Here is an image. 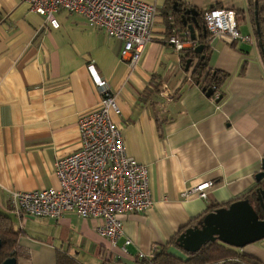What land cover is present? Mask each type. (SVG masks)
Segmentation results:
<instances>
[{"label":"crops","instance_id":"crops-1","mask_svg":"<svg viewBox=\"0 0 264 264\" xmlns=\"http://www.w3.org/2000/svg\"><path fill=\"white\" fill-rule=\"evenodd\" d=\"M144 1L156 7L151 40L130 66L119 57L122 41L91 27L82 14L59 9L54 28L26 1L0 0V224L13 232L8 254L16 264H56L59 254L78 264H140L139 251L162 248L185 260L179 233L211 205L227 206L251 188H264V177L255 178L264 158V61L249 0ZM212 6L233 9L238 31L251 42L208 40L198 16ZM181 15L193 39L177 25ZM174 33L185 37L179 51L167 41ZM188 48L205 58L206 70L224 73L219 100L185 70ZM89 64L115 93L120 113L111 111V120L126 153L147 165L153 201L143 212L119 215L123 233L114 245L96 232L99 218L26 215L11 202L16 190L56 187L54 161L79 148L78 120L100 101ZM201 180L213 182L205 198L181 196ZM233 249L264 263V238Z\"/></svg>","mask_w":264,"mask_h":264},{"label":"built area","instance_id":"built-area-1","mask_svg":"<svg viewBox=\"0 0 264 264\" xmlns=\"http://www.w3.org/2000/svg\"><path fill=\"white\" fill-rule=\"evenodd\" d=\"M29 9L46 17L56 28L57 10L82 14L91 27L102 28L122 41L119 57L130 66L135 65L145 45L151 40V26L156 7L144 0H24ZM208 32L213 37L228 41H249L237 29L235 11L227 7L204 9L201 15ZM184 36L174 33L167 38L174 49L184 46ZM189 43L194 44L192 40ZM100 101L97 108L78 120L79 148L54 161L56 187L16 190L11 202L16 213L38 217L61 218L65 213L100 219L96 232L114 245L123 233L119 215L143 212L153 205L148 186V168L125 151L121 129L111 120L110 113H120L115 93L101 79L93 66H87ZM215 89V86H211ZM218 92H213L217 97ZM170 98V93L166 95ZM213 185L211 180H201L183 189L181 196L206 197ZM130 242L124 240V245ZM124 249V246L122 247ZM154 250L139 251L137 258L149 260ZM264 264V263H261Z\"/></svg>","mask_w":264,"mask_h":264},{"label":"water","instance_id":"water-1","mask_svg":"<svg viewBox=\"0 0 264 264\" xmlns=\"http://www.w3.org/2000/svg\"><path fill=\"white\" fill-rule=\"evenodd\" d=\"M254 12H257L256 9ZM183 13L195 15L197 12L194 9H183ZM181 19L183 27L191 32L190 36L193 39L191 24L186 23L184 15H181ZM191 19L197 25L195 17H191ZM255 30L258 38L259 28L257 23L255 24ZM202 46L203 44H200L195 47L194 52H200ZM190 62V59L186 60L185 70L188 69ZM203 91H205V95L211 96L214 89L209 87L203 89ZM221 96V94H218L215 99L219 100ZM261 168L262 170L255 174L257 180L264 177V158H262ZM255 193L254 198L249 196L237 199L227 206L217 207L205 213L195 224L186 227L179 233L176 238L177 246L193 253L200 250L207 242L216 239L231 247L242 248L264 238V188H256ZM0 264H16V259L9 256Z\"/></svg>","mask_w":264,"mask_h":264},{"label":"trees","instance_id":"trees-1","mask_svg":"<svg viewBox=\"0 0 264 264\" xmlns=\"http://www.w3.org/2000/svg\"><path fill=\"white\" fill-rule=\"evenodd\" d=\"M255 9L257 11L256 13L254 12ZM249 11L252 28L256 36V23L259 28V37L257 38V41L258 45L260 43L259 48L261 52V59L262 61H264V0H249ZM198 20L202 23V26H204V22L200 13L198 16ZM176 22L177 25H182V21L178 18L176 19ZM204 42L205 37L202 38V43L205 44ZM204 48L207 47L204 45ZM182 57V60L184 62L187 59L191 60L187 70L191 72L190 74L194 79L195 83L199 85L202 90L214 85V91L219 92L218 85L224 76L223 72H220L218 70H206L205 58L200 59V57L193 52L192 48L186 49V53ZM252 191L253 189L251 188L250 190L242 193L238 198L249 197L251 196ZM216 206L217 205H211L210 207H208L207 210H212ZM12 234L13 232L8 226V223L7 225L0 224V263L8 256H11V254H8V250L12 247L13 244ZM154 253L155 254L152 259H141L140 264H261L260 262L250 257L236 252L233 247L226 245L217 239L215 241L207 242L203 247H201L200 250H197L193 253L187 252L188 255L185 260L176 258L175 256L171 255V253H169L165 248H162L159 251L154 249ZM56 264L78 263L73 261L66 255L59 254L56 258Z\"/></svg>","mask_w":264,"mask_h":264},{"label":"rangeland","instance_id":"rangeland-1","mask_svg":"<svg viewBox=\"0 0 264 264\" xmlns=\"http://www.w3.org/2000/svg\"><path fill=\"white\" fill-rule=\"evenodd\" d=\"M238 22H239V26H240V24H241V17L238 15ZM238 26V27H239ZM240 33V32H239ZM241 35L243 34V33H240ZM243 36H245V34H243Z\"/></svg>","mask_w":264,"mask_h":264},{"label":"flooded vegetation","instance_id":"flooded-vegetation-1","mask_svg":"<svg viewBox=\"0 0 264 264\" xmlns=\"http://www.w3.org/2000/svg\"><path fill=\"white\" fill-rule=\"evenodd\" d=\"M251 196H253V198L256 196L255 191H253V193L251 194Z\"/></svg>","mask_w":264,"mask_h":264}]
</instances>
